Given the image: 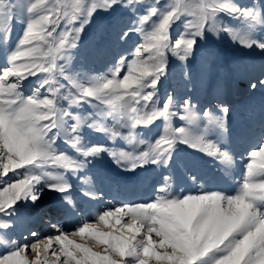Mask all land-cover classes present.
<instances>
[{
  "label": "snow or ice",
  "instance_id": "obj_1",
  "mask_svg": "<svg viewBox=\"0 0 264 264\" xmlns=\"http://www.w3.org/2000/svg\"><path fill=\"white\" fill-rule=\"evenodd\" d=\"M118 2L104 0L106 7ZM84 3L85 0L77 2L71 14L58 0L51 5L46 0H36L27 7L30 18L25 31L9 57V67L0 71V177L24 168L43 167L49 162L64 170L82 169L84 163L57 153L53 148L55 136L50 137L49 134L54 129H58L65 142L82 152L84 157L109 151L117 164L126 162L129 170L149 161H162L166 165L168 159L165 157L170 156L177 141L230 162L231 157L211 141L191 134L186 128L170 129L171 118L177 115L172 110V98L162 108H157L153 102L154 90L165 74L166 53L170 51L181 61L185 60L193 51L196 38L202 37L206 27L213 33L221 31L215 21L218 13L240 12L253 20H258V13L237 9L221 0H207L198 6L197 19L187 21L190 38L182 35L173 44L169 38L171 24L182 16L193 15L188 5L174 0L170 10L161 14L150 31L139 29L147 47L141 43L134 55L139 58L141 49L152 53L146 61L132 60L125 70V60L121 58L110 77H92L84 84L68 75L65 68L57 63L67 49L75 47L81 29L66 27L63 31L57 30L62 21L64 25H72L84 11ZM96 7V0H93L88 14L91 15ZM20 9V0H0V26L6 27ZM34 13L38 14L32 15ZM154 15H157L155 7L141 17V23L146 24ZM223 30L230 31L227 28ZM236 38L233 34V39ZM240 43L246 47L258 44L264 49V43L254 39H241ZM42 46H46V50ZM36 53H42V56ZM122 71L125 74L121 76ZM39 74H46L41 84V87L48 86L46 94L41 98L37 91L31 97H23L18 90L20 83ZM57 77L68 81L70 90L67 95L61 94L64 85L58 82ZM148 88L153 91H145ZM60 99L67 100L69 105L93 99L105 105L109 114L118 118V126H89L108 132L110 138L120 135V128H127L128 135L132 137L133 129L141 124H151L157 116L168 123L164 134L138 155L112 151L103 146L85 149L78 147V132L85 119L75 116V123L65 129L64 117L68 113L58 107ZM147 108H151V112L141 116V109ZM221 110L226 116L228 108L222 107ZM182 111L180 119L189 125L200 119L195 105L187 100ZM203 117L225 130L224 117L214 119L208 111L203 113ZM249 161L242 186L234 196L213 192L173 197L169 187H161L154 201L105 210L95 222H85L74 232L65 233L53 225L57 234L48 236L46 240L37 239L36 243L19 247H15L13 242L14 250L0 256V264H264V207L258 203L264 202V145L250 153ZM44 175L53 182L48 185L50 190L68 191L70 186L61 175ZM40 179L39 176L25 174L23 178L5 183L0 188V213L14 208L21 199L35 202L38 195L34 192V185ZM65 199L69 198L65 196ZM5 227L7 225L0 221V228ZM29 252L35 254L34 259L29 258Z\"/></svg>",
  "mask_w": 264,
  "mask_h": 264
},
{
  "label": "rangeland",
  "instance_id": "obj_2",
  "mask_svg": "<svg viewBox=\"0 0 264 264\" xmlns=\"http://www.w3.org/2000/svg\"><path fill=\"white\" fill-rule=\"evenodd\" d=\"M61 1V0H58ZM35 0H20L21 9L18 14L5 27L0 26V71L9 67V57L15 51L18 41L25 31L30 16L27 7ZM51 5L54 0H46ZM132 0H119L111 7L105 5L95 8L91 15L87 6L72 25H64L63 21L58 32L66 27L80 28L79 38L75 47L67 49L65 56L57 63L65 68L68 75L77 81L87 84L92 77H110L111 71L118 66L124 58L126 70L127 63L132 60L146 61L149 55L141 49L140 57L134 55L138 45L147 43L143 41L140 28L150 31L152 25L159 21L161 14L170 10L172 0H158L156 2H139ZM181 3L188 5L193 15L180 17L169 28L170 43L182 35L190 38L191 30L187 29L188 20L195 21L199 5L207 0H187ZM237 9L251 10L258 13V20L250 16L245 17L240 12L228 14L220 12L215 21L221 31L213 33L208 27L203 31L202 37L196 38L193 51L181 61L170 51L166 53L165 74L160 77L154 90L153 102L157 108L172 98V110L177 113L171 118L170 129L186 128L191 134L203 137L205 141L216 144L220 151L226 152L231 161L226 162L207 155L200 149L189 144L177 141L166 156L168 163L162 161L137 166L129 170L128 164H117L109 151H102L98 155L84 157L82 152L65 142V137L58 129H54L49 136H55L53 148L57 153L66 154L77 162L84 163L82 169L64 170L49 162L39 168H24L17 173L9 172L7 176L0 177V188L5 183L23 178L25 174L39 176L40 182L34 185V192L38 199H21L14 208L0 213V221L7 227L0 228V256L6 255L15 247L24 244L36 243L37 239L46 240L48 236L57 234L53 228L56 222L59 229L65 233L76 231L85 222H95L99 214L122 205L144 204L154 201L161 187H169L173 197L198 195L207 193H220L225 196H234L241 186L232 187V182L224 177L230 165L238 170V179L243 182L246 174V165L250 162V153L264 145V49L254 44L246 47L240 43L241 39H254L264 43V0H224ZM75 2L71 7V12ZM157 9V15L151 16L146 24L141 23V17L148 14L151 8ZM71 12L69 14H71ZM34 13L32 15H36ZM87 21V22H86ZM227 28L230 31H224ZM233 34L236 39H233ZM123 37V38H122ZM44 50H46V46ZM42 56V53H36ZM187 73V77L185 76ZM124 71L120 73L122 76ZM46 74L30 76L24 79L19 86L23 97H31L39 91L41 98L46 94L47 85L41 87ZM61 94L67 95L70 90L68 81L57 77ZM255 85V87H253ZM145 91L151 92L148 88ZM195 105V111L200 119L193 125L180 119L183 114L182 105L185 101ZM220 105L221 107H217ZM58 107L67 110L64 117V128L68 129L75 123L73 119L79 116L85 123L79 128L80 145L89 148L103 146L112 151H125L139 154L147 146L154 143L164 134L165 119L157 116L151 124H141L132 130L133 136L128 135L127 128H120V135L110 138L106 131H97L96 127L116 128L118 118L109 114L105 105L96 100H85L77 105H69L67 100L60 99ZM227 107L228 113L221 108ZM208 111L212 117H224L225 130L219 129L214 123L203 117ZM151 112V108L141 109L140 115ZM2 172V169H0ZM44 173L61 175L64 182L70 187L67 192L61 193L50 190L48 185L53 183ZM170 173H173L171 177ZM168 178V184L164 180ZM236 183V182H235ZM234 184V183H233ZM2 190V189H0ZM116 193V199H110L111 192ZM65 196L69 199L66 200ZM129 196L133 197L132 199ZM65 201L70 211L68 215L59 213L55 207ZM70 201V203H69ZM264 207V202H258ZM75 205L78 214H73ZM53 213V214H52ZM52 214V216H51ZM41 220L36 222L35 218ZM29 226V227H28ZM35 234V235H33ZM29 258L34 259L35 254L29 252Z\"/></svg>",
  "mask_w": 264,
  "mask_h": 264
},
{
  "label": "bare ground",
  "instance_id": "obj_3",
  "mask_svg": "<svg viewBox=\"0 0 264 264\" xmlns=\"http://www.w3.org/2000/svg\"><path fill=\"white\" fill-rule=\"evenodd\" d=\"M65 6H67V10H68V12L70 13L71 12V9H70V7H71V5H70V2H68V4L67 5H65ZM237 169V168H236ZM236 169H234L231 165H230V167H228V171L227 172H225V173H223L224 174V177L227 179V180H229V181H231L232 182V187H235V185H239V186H242V183L243 182H241V181H239V180H237L238 179V176H239V173L241 172V170H243V168L241 167V168H239L238 170H236ZM246 169V168H245ZM171 175V177H173L172 175H173V173H170ZM168 182H169V179L167 178V180L165 179L164 180V183L165 184H168ZM236 182V183H235ZM234 183V184H233ZM111 195L112 196H110V198H107L108 199V202H112V201H110V199L113 197L114 199H116L115 197V195H116V193L114 192V191H112L111 192ZM129 198L130 199H132L133 197H131V196H129ZM51 207H55L57 210H59V213H61V214H64V215H68L69 214V211H70V207H69V205L65 202V201H62V203H60V205H58V206H54L53 204H51ZM77 207L75 206V205H73L72 206V212H73V214H78L77 213V209H76ZM53 214V213H52ZM52 214H51V216H52ZM35 220H36V222H33L31 225H34V224H37L40 220H41V218H40V216L39 217H37V218H35ZM55 224V226H57V227H59L58 225H57V223L55 222L54 223ZM29 227V226H28ZM78 239V238H77Z\"/></svg>",
  "mask_w": 264,
  "mask_h": 264
},
{
  "label": "crops",
  "instance_id": "obj_4",
  "mask_svg": "<svg viewBox=\"0 0 264 264\" xmlns=\"http://www.w3.org/2000/svg\"><path fill=\"white\" fill-rule=\"evenodd\" d=\"M56 3L57 0H54ZM136 2L135 3H139V2H147V1H151V2H156L158 0H135ZM172 1V0H171ZM174 1V0H173ZM181 1H187V0H181ZM36 2V0H35ZM61 5H67L68 2H70V5L72 6L75 2H83V0H61V1H58ZM221 2H224V0H221ZM93 3V0H85V3H84V7L87 6V7H90L91 4ZM96 3H97V7L96 8H99V6L101 5H105L104 4V0H96ZM115 4V3H114ZM113 5V4H112ZM111 5V6H112Z\"/></svg>",
  "mask_w": 264,
  "mask_h": 264
}]
</instances>
